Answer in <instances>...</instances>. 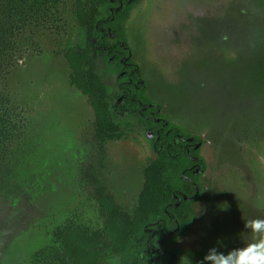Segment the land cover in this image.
Returning <instances> with one entry per match:
<instances>
[{
    "label": "rangeland",
    "instance_id": "obj_1",
    "mask_svg": "<svg viewBox=\"0 0 264 264\" xmlns=\"http://www.w3.org/2000/svg\"><path fill=\"white\" fill-rule=\"evenodd\" d=\"M74 2L64 0L46 26L30 25L0 76L27 124L0 164V264H43L40 252L68 218L96 227L98 185L131 211L156 155L154 132L136 116L121 137L97 134L65 57L77 36ZM126 27L147 95L171 123L202 138V199L169 248L179 264H197L213 247L242 246L243 220L264 218V0H140ZM97 66L105 67L101 58ZM106 79L117 86L116 75Z\"/></svg>",
    "mask_w": 264,
    "mask_h": 264
},
{
    "label": "trees",
    "instance_id": "obj_2",
    "mask_svg": "<svg viewBox=\"0 0 264 264\" xmlns=\"http://www.w3.org/2000/svg\"><path fill=\"white\" fill-rule=\"evenodd\" d=\"M140 0H75L77 36L66 50L72 83L90 101L99 136L121 137L136 116L155 136L134 208L119 204L105 186L94 188L96 227L68 218L56 227L53 246L41 251L43 264H179L171 239L186 234L194 203L202 199L207 164L200 135L185 133L147 95L140 65L132 57L126 23ZM64 0H0V76L13 63L18 37L30 25L46 26L60 15ZM105 67L98 69V60ZM8 69V68H7ZM116 75L117 86L106 77ZM0 89V164L27 129L23 112L13 113ZM13 142V143H12ZM173 240V241H174Z\"/></svg>",
    "mask_w": 264,
    "mask_h": 264
},
{
    "label": "clouds",
    "instance_id": "obj_3",
    "mask_svg": "<svg viewBox=\"0 0 264 264\" xmlns=\"http://www.w3.org/2000/svg\"><path fill=\"white\" fill-rule=\"evenodd\" d=\"M243 228L249 236L246 243L227 252L213 247L197 264H264V218L244 219Z\"/></svg>",
    "mask_w": 264,
    "mask_h": 264
}]
</instances>
